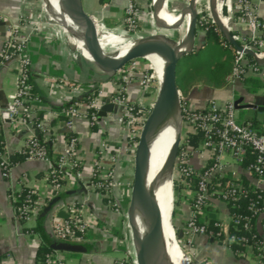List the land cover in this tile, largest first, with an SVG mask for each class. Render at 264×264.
Segmentation results:
<instances>
[{"label":"built area","instance_id":"obj_1","mask_svg":"<svg viewBox=\"0 0 264 264\" xmlns=\"http://www.w3.org/2000/svg\"><path fill=\"white\" fill-rule=\"evenodd\" d=\"M178 1L184 6L188 4L189 0ZM221 2L220 7L224 5L225 0H221ZM39 6V0H24L23 9L17 22L9 26L12 35L11 40L5 42L0 51V66L14 61L19 64L15 91L9 96L4 107L0 108V127L9 123L13 127L14 125H22L24 129L30 127L34 129L35 134L27 138L18 154L23 157V160L35 159L43 163L44 180L48 188L46 193L40 196L37 189L27 187V180L24 176L19 177L17 186L9 193V199L13 195L21 193L23 189H28L19 206L14 209L16 218L24 222L37 216L47 206L49 200L58 197L69 187H75L76 178H81L78 169L79 162L76 159L77 136L66 140L64 152L53 157L50 150L45 146L46 143L50 142L47 122L44 119L35 121L31 118L29 111L30 99L28 94L31 86L29 84V61L26 57L27 44L37 36H41L44 37L43 41L60 42L63 49L70 50L64 41L65 29L59 24L56 25L54 18L49 16L50 12L45 8L44 1L41 4V10L45 16L42 15ZM223 10H225L224 7L222 12ZM228 10L229 14L226 17H222L221 12H218L226 29L236 40L238 26H245L247 36L239 42L236 40L237 43L244 49L253 50L258 57H264V21L259 18L256 7L249 0H233V4L229 5ZM189 19L190 16L185 17L181 26L182 30L186 28ZM197 21L200 25L212 22L210 13L198 14ZM142 22H145L148 28H154L152 13L147 11L139 0H128L124 7L123 18L125 31L132 39V43L128 47L143 37L140 30ZM96 24L100 29H104L102 23ZM214 30L218 31L217 27ZM201 31L206 33L207 28L201 29ZM118 42L115 40L113 45L118 44ZM222 45L223 47H230L233 52V66L226 77L227 81L242 80L247 72L257 73L259 71L260 66L249 62L243 52L236 51L227 42L222 43ZM9 49L13 50L9 51ZM76 50H79L77 45ZM79 52L81 53L80 50ZM128 65L127 70L121 69L113 76L116 78V86L107 95H103V92L99 90L96 91L95 95L94 89L81 84L63 83L66 94L69 95V107L64 111L68 119L60 126L64 135L67 133L75 134L74 121L76 119L84 118L91 126L94 125L101 108L111 104L117 122L123 130V143L120 147L126 148L134 157L140 132L152 106L145 110L142 105L140 106L139 103L129 98L128 92L134 84L142 90L147 89L152 85L154 75L149 69L139 67L137 60L131 61L126 66ZM84 98L87 102L83 100ZM179 103L182 122L193 133L202 134V149L208 151L212 159V164L209 167L205 166L200 170L193 168L190 160L198 151L190 147L181 148L180 142L175 169L183 182H186L187 188L190 187L192 181L196 182L193 203L189 206L190 217L182 229L186 238L185 248L190 251L192 238L203 236L208 239L218 238L216 241L222 242L231 250V244L234 240L228 235V230L224 232L221 225L215 222L214 226L218 228V231L215 233L207 231L205 222L195 220V217L214 201L222 202L228 209L230 203L237 202L245 193L242 185L237 181H231L225 186L213 183L215 178L224 177L228 172L227 165L222 162V154L230 155L233 160L240 164L247 150L250 149L253 151L255 159L254 163L245 170L251 175L254 174L260 182L264 181L262 171L264 165V132L259 130L261 128L264 130V117L256 120L258 127L251 121L237 122V108L233 100L223 104L210 101L203 108L192 109L179 93ZM89 108L94 109V112H89ZM101 156H104V152L101 153ZM101 158L95 161L90 170L88 188L98 193L103 199L106 209L112 215L110 219L105 221L106 228L114 231L122 220L127 222L126 211L129 205L132 181H125V179L115 176L113 167L117 164L119 157L108 156V168L103 166ZM12 166L5 153L0 152V169L3 178H9ZM70 176L74 178H69ZM125 191L128 192L127 195H125ZM32 195H36L37 198L32 199ZM256 204L257 202L252 201L249 209L252 211L251 217H256L257 221L259 217L264 216V209H260ZM59 211H65L68 218L62 219L54 212L47 231L48 236L56 243L80 244L84 241L90 224H97L90 213L85 214L86 216H80L73 206L58 205L56 212ZM229 218L231 222L230 215ZM248 220L246 218L245 228H249ZM233 222L238 223V220L234 219ZM262 228L264 229V222ZM126 243L124 247L119 245L123 250L124 257L116 260L114 264H129L131 257L135 260L131 240ZM263 245L262 240L257 248L260 249ZM236 256L242 259H250L248 264H262L261 256L254 255L251 246H246L243 251L236 252ZM46 264H64L59 251L47 254ZM199 264L207 263L201 261Z\"/></svg>","mask_w":264,"mask_h":264},{"label":"crops","instance_id":"obj_2","mask_svg":"<svg viewBox=\"0 0 264 264\" xmlns=\"http://www.w3.org/2000/svg\"><path fill=\"white\" fill-rule=\"evenodd\" d=\"M82 1L85 12L93 18L95 23H102L104 26L103 30L97 26V37L100 43L105 42L101 39L107 35L112 36V43L117 40L127 47L132 43V39L126 33L123 24L124 7L128 0H107L105 4H101L100 0ZM139 1L147 11L152 13V0ZM249 1L256 7L259 18L264 21V0ZM23 2L24 0H0V51L3 44L11 40L12 35L9 26L17 22L23 9ZM216 3L218 12H221L222 17L228 16V7L233 4V0H225L222 7H220L221 0H217ZM208 5L209 0H197L198 14L209 13ZM184 6L178 0H165L164 2V9L173 17H177ZM223 7L225 10L222 12ZM155 28L154 26L152 30L148 28L145 22H142L140 28L142 36L158 33V29ZM181 31L180 27L175 34L178 36ZM236 34L238 36L236 40L239 42L246 38L247 28L239 25ZM205 37L206 33L201 30L197 31L196 47H204ZM43 38L37 36L26 47L30 82L37 93V96L29 101V111L32 119L39 116L40 120L44 119L47 122L50 139L49 149L52 156L57 157L64 152L66 139L60 129L62 123L52 122L57 117V112L53 110L52 106H62L69 103V95L66 94L63 83L81 84L102 91L103 95H107L115 89L116 78L112 77L107 81L106 76L99 73L91 60L82 53L79 54L76 51L72 53L63 49L60 42L43 41ZM113 46V44L108 46L105 51ZM18 75L19 64L16 61L0 66V108L4 107L9 96L15 91ZM227 75L222 85L209 82L210 84L207 86L190 88L187 85V79H183L181 85L177 86L178 91L180 94L181 91L184 92L183 98L192 109L203 108L210 101L223 104L233 100L238 102L237 111L240 123L247 122L254 117L256 120L264 117V64L260 65L257 73L247 72L242 80L229 82L226 79ZM97 80L104 82L99 84L96 82ZM202 88L206 90H200ZM157 91L158 88L156 89L154 85L142 90L134 84L130 87L128 96L145 109H149L155 101ZM99 113L95 123L96 131L91 130V125L84 118L74 121V131L78 140L76 159L79 162L81 178H76L75 187L66 189L64 193L70 194L58 201L41 222V229L38 232L30 230L38 225V215L24 223L19 221L15 216L9 193L17 186L19 177L24 176L27 180V187L37 189L40 196L44 195L48 188L44 180L43 163L35 159L23 160L12 166L9 178H3L0 169V264H37L36 252L42 241V233L48 236V227L53 213L55 212L57 215L56 208L58 205L73 206L77 209L78 215L86 216L85 214L90 213L97 221L96 225L90 224L84 241L79 244L84 247L83 252L59 251L64 264H114L116 260L122 257L123 252L119 246L116 233L104 226L105 221L110 219L112 215L106 209L101 196L89 190L88 181L90 170L98 158L102 157L103 166L108 168V156L119 157L117 164L113 167L115 176L125 179V181H132L134 157L126 148L120 147L123 143V130L117 122L114 112L105 111L103 115ZM0 128L4 141V153L7 157L18 153L27 138L35 134L32 127L24 129L22 125H14L13 127L9 123H5ZM186 131L183 139L187 137L188 133L195 134L188 128ZM195 150L198 152L191 157L190 163L193 168L200 170L210 161L211 155L202 149V142ZM103 152L104 156H101ZM224 163L228 167L226 176L230 180L237 181L244 178L251 186L264 188V181L260 182L255 176L247 173L245 168L235 160ZM69 178L74 177L70 176ZM127 194L128 192L125 195ZM181 214L184 219L183 222H187L190 217V209L187 204L182 208ZM208 220L218 222L222 230L227 232L230 223L228 209L222 202L214 201L207 209L199 213V221L207 222ZM263 222L264 216L257 219L256 230L264 242ZM190 252L195 264H199L201 261H205L207 264H248L250 261L248 258L236 257L222 242L213 241L203 236L192 238Z\"/></svg>","mask_w":264,"mask_h":264},{"label":"water","instance_id":"obj_3","mask_svg":"<svg viewBox=\"0 0 264 264\" xmlns=\"http://www.w3.org/2000/svg\"><path fill=\"white\" fill-rule=\"evenodd\" d=\"M216 1L209 0L208 8L211 21L222 37L236 51L243 52L260 65L264 64V57H258L251 49L242 48L226 29L220 19ZM164 2L165 0H157L152 5V19L159 32L143 36L122 54L117 53L115 56H111L102 47L97 37V24L85 12L83 1L59 0L62 12L77 26L78 37L89 52V59L95 69L106 76L107 81L131 61L146 59L150 55L160 56L166 61L162 81L155 101L143 124L134 153L132 187L126 216L136 264H174L169 257V240L162 234L158 224L157 196L159 184L157 175L153 178L150 176L148 147L168 117L173 112H177L178 124L168 157V165L172 173L182 134L177 66L184 56L192 54L196 49L198 12L196 9L197 0H189L188 4L175 17V21L167 23L162 20ZM186 16H190V19L185 33L181 39L177 40L171 36V33L178 31ZM59 24L71 35H76L62 21L59 20ZM96 82L101 84L104 81L97 80ZM234 103L238 109V102L235 101ZM105 111H112V105H105L99 114L103 115ZM68 194L70 193L59 195L55 201H59ZM57 216L62 219L68 218V215L63 211H59ZM181 237L182 232L178 234V238ZM42 239L47 240L44 233H42ZM54 247L56 250L64 252H83L85 250L82 245L69 243H56Z\"/></svg>","mask_w":264,"mask_h":264},{"label":"trees","instance_id":"obj_4","mask_svg":"<svg viewBox=\"0 0 264 264\" xmlns=\"http://www.w3.org/2000/svg\"><path fill=\"white\" fill-rule=\"evenodd\" d=\"M101 4H105L107 0H100ZM207 28L206 31V37H205V43L203 42L204 47H196L195 51L190 54L184 56L178 63V66L180 63H183L184 65H187L188 63H191L192 69H198L203 63H208V59L211 57L216 59L213 63L209 64L208 69L206 70V74L208 76V79L210 81H213V83L222 85L224 83L225 76L230 72L231 70V63L233 60V54L230 47H223L222 43L226 42V40L221 36V33L219 31H215L214 29L216 26L212 22H208L206 24L200 25V23L197 21V31ZM207 41V42H206ZM202 45V46H203ZM207 46V47H206ZM205 48V49H204ZM208 50L209 54L207 58L201 57V52ZM13 49H9V51H12ZM218 50L219 53H218ZM217 54L219 55V58H217ZM205 59V60H204ZM247 59L251 63H256L251 57L247 56ZM258 64V63H256ZM259 65V64H258ZM178 66H177V72H178ZM260 66V65H259ZM30 73V71H29ZM188 73H184V76H186ZM177 80L180 81L181 78L177 77ZM29 84L31 86L28 94V98L31 99L34 96H37L36 91L33 89L32 84L29 80ZM178 88V87H177ZM96 89L93 90V93L96 95ZM87 102V100L84 98ZM69 107V103L62 105V106H52L53 110L57 112V117L52 122L58 121L60 123H64L68 117L64 113L65 110H67ZM89 112H94V109L89 108ZM35 121L40 120V117L37 116ZM249 121L253 122V124L258 127V123L254 118H251ZM91 130L96 131V125L91 126ZM260 132H264V130L261 128L259 129ZM76 134L74 133H67L65 134V139L69 140L71 137H75ZM181 148L182 147H190L192 149L198 148L200 143L202 142V134L201 133H195V134H187V137L185 139H181ZM45 146L47 149L50 148V142L46 143ZM50 150V149H49ZM0 152L4 153V141H3V135L0 128ZM254 153L250 149L247 150L246 155L243 157L242 162L240 165L243 168H248L250 165L254 163ZM8 160L10 164L15 165L17 163H20L23 161V157L16 153L10 157H8ZM212 164V159L207 163L206 167H209ZM79 169V168H78ZM262 171L264 174V165L262 167ZM255 176L254 174H252ZM232 180H230L229 177L226 175L221 178H215L213 180V183L220 184V186H225L226 184L230 183ZM238 183H240L245 191V193L238 199L237 202L230 203L228 205V212L232 219V221L229 224L228 229V235L232 237L234 242L231 244V250L236 256V252L243 251L246 246H251L253 248L254 255H260L262 259V264H264V245L260 249H258V244L262 241L261 236L258 234L256 230V217L252 216V211L249 209V205L252 201L257 202V207L260 209H264V189L263 188H257L251 186L248 181L244 178H241L237 180ZM186 183V182H185ZM185 183L183 182V179L181 177L176 178L173 180V190L176 192H180L182 189L185 190L184 200L188 206H191L193 203V192L196 189V182L192 181L190 183V187L187 188ZM28 191L27 188L23 189L21 193L17 195H13L10 198V202L13 206V209H16L19 204L21 203L23 196ZM180 194V193H179ZM32 199H36V195L31 196ZM56 198L49 200L47 206L43 208L38 213V220L39 223L36 227L30 230L39 231L41 229V222L46 218V216L50 213V211L55 207V205L58 203V201H55ZM178 205V200L173 202V207H176ZM174 216V209L171 212V217ZM246 218L249 220V228L244 227V223L246 222ZM237 219L238 223H234L233 220ZM195 220H199V214L196 215ZM24 223V221H21ZM216 221L214 220H208L205 222V226L207 231H213L214 233L218 231V228L214 226V223ZM186 225V222L181 223V228H177L175 225H173L176 229V234L182 232L183 227ZM185 239V234L182 232V237L180 240ZM218 239V238H216ZM215 238L212 240L216 241ZM56 244L55 241H53L49 236H47V240L41 241L37 252H36V263L37 264H46V255L58 251L55 249L54 245ZM237 257V256H236ZM239 258V257H238Z\"/></svg>","mask_w":264,"mask_h":264},{"label":"bare ground","instance_id":"obj_5","mask_svg":"<svg viewBox=\"0 0 264 264\" xmlns=\"http://www.w3.org/2000/svg\"><path fill=\"white\" fill-rule=\"evenodd\" d=\"M156 1L157 0H152V3L155 4ZM44 6L50 12V15L52 17L59 19L68 27L69 30L76 33V35L74 36V40L76 41L77 48L86 58H89L88 50L85 48L78 37L77 26L73 23V21L69 19L67 15L62 12V9L59 5V0H44ZM162 20L164 22L170 23L175 21V17H173L164 9ZM112 39V36H104L101 39V41H105L104 43H101L104 50L108 46H112ZM125 50L126 49L120 50L118 53L122 54ZM147 59H149L152 68L155 71V76L160 85L163 78V70L166 65V61L162 57L157 55H150ZM177 124L178 114L177 112H173L164 122L155 137L151 140L148 147V160L151 178L157 175L158 179V224L162 234L169 240V257L174 264H188L182 254L180 247L176 243V239L171 226L173 185L171 170L168 165V157Z\"/></svg>","mask_w":264,"mask_h":264},{"label":"rangeland","instance_id":"obj_6","mask_svg":"<svg viewBox=\"0 0 264 264\" xmlns=\"http://www.w3.org/2000/svg\"><path fill=\"white\" fill-rule=\"evenodd\" d=\"M43 1L44 0H39V3H40L39 10L41 11L42 15L45 16V13L42 12L43 10H41V4H42ZM202 14H204V13H202ZM49 16L52 17L50 15V13H49ZM52 18H54V17H52ZM54 20L56 21V25H58L59 24V20L57 18H54ZM185 30H186V28H183V30L180 32V34L178 36L175 33H171V36L174 37L175 39L179 40V39H181L183 37V35L185 33ZM64 38H65L64 41L66 42L67 47L70 49L69 51L70 52L76 51V53L80 54L79 50H76V45L77 44H76V41L74 40V36L66 31V34H65ZM123 49H127V46H125L124 43L118 42V44L114 45L113 47L106 49V53L111 55V56H115L120 50H123ZM208 50L206 49L205 51L201 52V57L202 58L209 57L208 56L209 54H207ZM219 51L220 50H218V53H219ZM217 58H219L218 54H217ZM215 59H216V57L215 58L211 57V59L209 58L208 59V63H206V62H205V64L203 63V65H201L198 69H192L191 68L192 67L191 63H188L187 65H184L183 63H180L179 66H178L177 77L181 78V80H180V82L177 80V86L181 85V83L183 82L182 81L183 79H187V83H188L187 85L189 86V88L190 87L205 86V85L207 86L208 84H210L209 82H211L212 84H215V83H213V81H210L208 79V76L206 74V70L208 69L209 64L213 63ZM137 63L139 65V67H141V68L144 67V69H149L151 71V73L154 75V80H153L151 86L154 85V87H156V89L159 88V82H158V80H157V78L155 76V71L152 68V65H151L149 59H147V58L146 59H140V60H137ZM232 64H233V61L231 63V67H232ZM128 67H129V65L128 66L125 65L122 69L127 70ZM186 71H187L188 74L186 76H184V73H186ZM200 90L204 91L206 89L202 88ZM183 95H184V92L181 91V96L183 97ZM145 110H148V109H145ZM236 117H237V119H236L237 122H240L238 120V111L236 113ZM186 132H187L186 131V125L182 122V134H181V138L182 139L186 135ZM221 159H222V162L223 161L224 162H233L232 157L230 155H228V154H222L221 155ZM171 177H172V181L174 179H176V178L179 179L177 170L175 169V165L173 167V170H172V173H171ZM179 193L173 190V202L178 200V205L176 207H173V204H172V210L174 209V216L171 217V226H172V229H173V234H174L175 239H176V243L180 247V249L182 251V254H183L184 258L186 259L187 263L188 264H195L191 254H190V251L185 248V241L184 240H180V238H178V236L176 234V229L173 226V225H175L177 228H181V223L184 221V219L182 218L183 216L181 214V211H182V208L186 205V202H185L184 197H183L185 195V190L182 189ZM124 209H126V208L124 207ZM104 226L106 228V224H104ZM128 228L129 227H128L127 222L126 221L124 222L122 220L120 225L117 226V228H115V230L113 231L114 233H116L119 243H123V244H119L121 247H124V244H127L126 242L131 240V233H130V229L128 230ZM125 229H126V231H125ZM123 254L124 253H122V257H120V258L124 257ZM129 264H136V262H135L133 257H131Z\"/></svg>","mask_w":264,"mask_h":264}]
</instances>
